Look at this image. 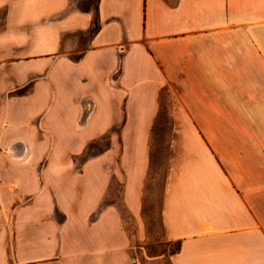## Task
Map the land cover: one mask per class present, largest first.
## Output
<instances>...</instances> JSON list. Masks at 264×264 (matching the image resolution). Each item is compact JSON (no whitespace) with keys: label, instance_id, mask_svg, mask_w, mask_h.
Segmentation results:
<instances>
[{"label":"crops","instance_id":"1","mask_svg":"<svg viewBox=\"0 0 264 264\" xmlns=\"http://www.w3.org/2000/svg\"><path fill=\"white\" fill-rule=\"evenodd\" d=\"M162 119L148 264H264V0H0V264H142L104 198L140 216Z\"/></svg>","mask_w":264,"mask_h":264},{"label":"rangeland","instance_id":"2","mask_svg":"<svg viewBox=\"0 0 264 264\" xmlns=\"http://www.w3.org/2000/svg\"><path fill=\"white\" fill-rule=\"evenodd\" d=\"M98 0H76V9L78 10H92L96 9ZM80 124V121H79ZM85 125V124H84ZM80 126V125H79ZM117 130H109L103 136L94 139L90 144L85 146L82 150L83 157H79L78 163H83L90 156H95L98 153L110 150L112 147L109 144L108 138L115 136ZM152 151L147 168L141 176V195H142V209L140 216L134 218L124 208L122 202V183L121 176L114 178L110 181L109 190L104 198V204L116 205L122 212V217L126 225L127 231L131 237L140 231L142 238L137 247L132 251L135 257H138L142 264H148V258L160 255L163 252L175 248V244L165 247L160 240L162 232L161 218H160V205L162 201V193L164 182L166 178V163H167V143L169 136V129L164 127L163 119L160 128L152 130ZM114 151L119 150L120 147L113 146ZM130 150L133 146H129ZM131 164V162H129ZM127 176V174H126Z\"/></svg>","mask_w":264,"mask_h":264},{"label":"bare ground","instance_id":"3","mask_svg":"<svg viewBox=\"0 0 264 264\" xmlns=\"http://www.w3.org/2000/svg\"><path fill=\"white\" fill-rule=\"evenodd\" d=\"M88 113L87 114H85V115H83L82 117H81V119H80V126H84V124L86 123V120H87V118H88ZM8 154L10 155V156H12V157H14V156H16V152L14 151V149L13 148H9L8 149Z\"/></svg>","mask_w":264,"mask_h":264},{"label":"trees","instance_id":"4","mask_svg":"<svg viewBox=\"0 0 264 264\" xmlns=\"http://www.w3.org/2000/svg\"><path fill=\"white\" fill-rule=\"evenodd\" d=\"M179 250V246H178V244L175 246V248L174 249H172V250H170V252L171 253H175V252H177Z\"/></svg>","mask_w":264,"mask_h":264}]
</instances>
